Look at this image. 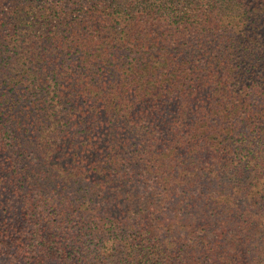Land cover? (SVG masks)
<instances>
[{"label":"trees","instance_id":"trees-1","mask_svg":"<svg viewBox=\"0 0 264 264\" xmlns=\"http://www.w3.org/2000/svg\"><path fill=\"white\" fill-rule=\"evenodd\" d=\"M165 4L172 5L170 0ZM247 12L238 17L236 27L264 36L263 9H252V17ZM162 16L178 18L181 28L194 26L198 17L179 14L176 9L171 16L157 15L152 27L160 24L172 31L156 33L154 45L169 42L180 31ZM8 19L0 17V264H264V145L261 150L248 145L231 149L227 136L238 124L221 127L223 120L228 123L233 116L220 108L203 114L218 117L206 131L197 128L195 116L189 118L191 107L173 112L171 119L162 107L145 120L140 118V110L122 107L127 111L122 114L123 122L113 121L114 116L101 121L98 117L107 105L95 107L84 80L77 85L83 86L78 93L82 115L72 124L74 114L69 112L58 130L63 135L55 137L54 128L49 132L50 138L54 135L59 140L40 146L36 141L42 127L24 124L21 113L27 110L24 116L34 121L38 108L47 114V127L54 125V119L64 120L67 101L46 105L44 95L49 86L63 94V84L53 78L52 84L40 82L35 87L39 98L33 88L17 86L18 81L13 80L17 75H11L17 69L16 60L5 54L9 50L16 55L13 47L21 48L23 41L17 44L16 23L11 34L1 31ZM202 32L191 38L200 41ZM69 36L76 37L71 43L81 46V33L73 29ZM118 48L106 60L104 73L109 79L121 69L120 61L129 69L142 58L137 43ZM18 54L22 57V52ZM187 54L177 53L174 60L182 64V56ZM251 68L247 80L262 81L264 64ZM67 85L65 88L77 90L76 85ZM254 115L264 123V114ZM249 119L248 114L244 121ZM113 127L114 137L119 138L106 139L107 130ZM47 131L45 128L44 133ZM209 132L216 133L213 137L225 135L223 141L208 145L205 137ZM65 145L68 150L79 148L93 159L88 165L84 159L78 161L75 174L63 165L61 168L64 156L47 160ZM208 146L214 148L209 152Z\"/></svg>","mask_w":264,"mask_h":264},{"label":"rangeland","instance_id":"rangeland-1","mask_svg":"<svg viewBox=\"0 0 264 264\" xmlns=\"http://www.w3.org/2000/svg\"><path fill=\"white\" fill-rule=\"evenodd\" d=\"M166 1L0 0V3L3 2L0 17H9L8 25L3 26L1 31L11 34L16 29L19 39L17 44L23 41L21 48L13 47L16 55L13 56L9 50L5 54L16 60L17 69L12 71L11 75H17L13 78L18 81L17 86L20 84L21 88H33L35 95V87L40 82L47 80L52 84L53 79H60L61 82H58L63 84V94L58 95L57 91H51L49 86L44 89V95L46 105L55 102L64 105L67 101L64 106L68 111L63 115L64 120L56 122L54 119V125L47 127L49 122L44 123L47 114L44 115L38 108L35 109L37 116L34 121L30 116H24L27 110L21 113L24 124L32 122L36 127H42V133L36 141L40 146L45 142L53 143L59 140L54 138V135L50 138L49 132L54 128L55 137L62 136L63 133L58 134V130L70 114H74L72 124L82 115L83 103L78 93L83 86L77 88V85L86 80V84L90 86L91 99L96 102L95 107L104 103L107 105L98 117L101 121L114 116L113 121L120 119L123 122L122 114L127 111L124 112L122 107L127 110L132 107L131 112L140 110L142 120L150 113L160 112L162 107L170 113L169 119L172 118L173 112L177 114L181 109L191 107L189 118L193 119L195 116L197 128L206 131L207 126H213L218 117L210 119L203 114L210 108H220L221 112L227 110V114L233 116L228 123L223 120L221 127L238 124L233 133L227 136V142L232 144L231 149L248 145L250 149L261 150L264 145V123L263 119H255L254 114H264V74L260 73L262 81L258 83L247 79L253 64H264V36L252 35L250 29L246 32L235 24L244 11H248L247 17H252V9H263L264 12V0H170L171 7L165 4ZM173 9L179 14H197V23L181 28L180 24H177L178 18L162 16L161 18H167L173 27L178 26L180 31L169 42L159 41L154 45L156 33L172 31L171 27H162L160 24L152 27L156 23L157 15L165 13L171 16ZM101 15L103 21H100ZM261 15L264 19V14ZM215 19L217 22L212 25L211 22ZM93 23L96 24L91 28ZM13 25L16 26L15 29H12ZM207 28L210 29L209 34H206ZM73 29L81 33L80 47L71 43L76 39L75 36H69ZM200 31H205L202 32L200 41L191 38ZM134 43L138 44L137 51L142 54L139 64L136 63V67L131 65L127 69L126 62L120 61L121 69L117 68L115 77L107 78L108 74L104 73L106 60L112 49L116 51L119 47L118 49L122 50L123 47ZM181 46L185 49L184 53L181 52ZM189 47H193V51H190ZM20 51L22 57L18 54ZM186 52L188 54L182 56V64L174 60L175 54L183 55ZM67 66L68 68H65ZM18 68L21 70L20 75L17 74ZM237 78L239 82H236ZM68 83L76 85L77 90L65 88ZM36 95L40 97L39 94ZM111 103L114 104L112 108L108 106ZM248 114L250 119L245 122ZM112 124L113 122L109 123L110 127ZM56 125L58 128H55ZM259 127L263 129L262 132H257ZM45 128L49 130L46 134ZM90 129L91 127L88 131ZM115 130L116 127L108 129V136L105 138L112 136L113 140L118 139L119 137H114ZM102 132L101 130L100 133ZM214 135L215 132H211V135L209 132L208 137H205L209 139L208 145L219 142L225 136L213 137ZM103 138L99 139V142H102ZM82 142L83 139L80 143ZM212 149L207 147L209 152ZM55 157L62 158L61 168L63 165L73 174L79 171L78 161L84 159L85 165H88L93 159V156L80 152L79 148L76 151L68 150L66 145L61 147L57 154L55 152L46 158L52 161ZM263 192L264 190L261 193ZM239 199L240 197H237L236 201Z\"/></svg>","mask_w":264,"mask_h":264}]
</instances>
